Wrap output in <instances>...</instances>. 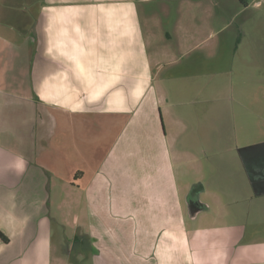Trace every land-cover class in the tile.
<instances>
[{"label": "crops", "instance_id": "1", "mask_svg": "<svg viewBox=\"0 0 264 264\" xmlns=\"http://www.w3.org/2000/svg\"><path fill=\"white\" fill-rule=\"evenodd\" d=\"M3 1L0 264L50 263L58 218L46 199L57 182L70 187L69 215L83 195L93 264H264V241L255 250L244 232L264 225V179L250 176L260 165L250 147L233 159L218 147L236 131V86L245 83L236 79L245 76L236 70L243 39L221 37L229 25L220 3ZM177 135L218 152L214 185L239 217L218 226L234 227L190 234L174 170Z\"/></svg>", "mask_w": 264, "mask_h": 264}, {"label": "rangeland", "instance_id": "2", "mask_svg": "<svg viewBox=\"0 0 264 264\" xmlns=\"http://www.w3.org/2000/svg\"><path fill=\"white\" fill-rule=\"evenodd\" d=\"M204 1L207 2V0ZM215 1L220 3L218 8L221 21L229 25L222 32L221 37L226 38L227 44L229 37L231 42L234 41V38L243 39L245 52V57L240 56L236 61V70L245 74L243 79L241 76L236 77V79L245 81V83H239L235 92V99L238 104H243L245 108H241L240 104L235 106L233 124L236 131L221 137L218 147L221 148L222 155L224 152H230L232 154L231 159L237 155L238 150L250 147L246 153L252 155L251 162L253 160L254 165H260L253 167L250 176L256 180L264 179V0ZM1 2L4 3L3 0H0V4ZM245 5L248 6L247 10H245ZM249 18L252 21H261L262 23L259 25L249 24ZM216 25L217 22L214 25L210 22L207 29L212 27L213 30L217 29L218 25ZM214 40L216 39H210L206 42V44L208 43L207 46L211 45ZM242 59L243 62L246 59L247 62L251 61L252 68H246L242 64ZM168 130L171 132V125H169ZM176 137V141L172 144V153L174 158L177 154L178 160L181 157L179 160L181 163L174 160L177 162L174 170L177 174L176 183L186 208L190 234L201 229L209 230L211 228L217 231H226L234 227L218 226L239 222L237 210L227 206V198L214 185L216 182L220 184V174L213 163L214 158H219L218 152L215 150L210 153L208 150L202 152L200 150L201 139L195 141L192 135L183 139H180L179 135ZM244 152L245 150L242 151V153ZM207 156L209 157L207 158ZM198 183L202 184L203 190L201 192L193 190V185ZM251 185L250 183L248 190L255 192L254 188H250L258 186ZM48 187V192L52 191V193L46 199L48 211L46 212H51L54 217L58 218V221H54L53 224V257H51L49 264H93L89 255L91 253L88 242L90 240L88 236L90 226L87 225L83 213V195L81 198L79 196L76 198V208L74 207L75 211L72 212L74 215H69L68 204L73 200L69 198L67 193L70 187L61 182L49 184ZM206 206H210L212 211L204 212L199 217V212L203 211ZM197 216L200 218L198 223ZM75 218L77 224L74 223ZM252 219V223L255 224L254 215ZM248 225L245 226L244 232L247 234V238L253 239L255 250H257V242L264 241V225L250 226V223ZM206 234L212 235V233L209 234V231H206Z\"/></svg>", "mask_w": 264, "mask_h": 264}, {"label": "trees", "instance_id": "3", "mask_svg": "<svg viewBox=\"0 0 264 264\" xmlns=\"http://www.w3.org/2000/svg\"><path fill=\"white\" fill-rule=\"evenodd\" d=\"M193 190H196L197 192H201L203 189L201 188V184H195L193 186ZM0 238L3 239L4 241H7V239L5 238L2 232H0Z\"/></svg>", "mask_w": 264, "mask_h": 264}]
</instances>
